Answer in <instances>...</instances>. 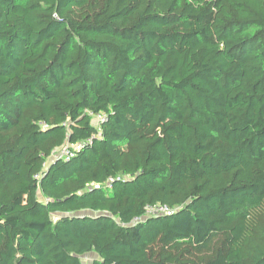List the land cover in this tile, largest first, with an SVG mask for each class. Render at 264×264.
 I'll return each instance as SVG.
<instances>
[{
    "label": "trees",
    "instance_id": "trees-1",
    "mask_svg": "<svg viewBox=\"0 0 264 264\" xmlns=\"http://www.w3.org/2000/svg\"><path fill=\"white\" fill-rule=\"evenodd\" d=\"M0 264H264V0H0Z\"/></svg>",
    "mask_w": 264,
    "mask_h": 264
},
{
    "label": "built area",
    "instance_id": "built-area-1",
    "mask_svg": "<svg viewBox=\"0 0 264 264\" xmlns=\"http://www.w3.org/2000/svg\"><path fill=\"white\" fill-rule=\"evenodd\" d=\"M105 119V116L103 114H98L95 116L94 120L96 121V123L99 124V121H104ZM80 145H76L75 148H79ZM57 155L59 156H63V155H66L67 152L66 151H57L56 152ZM172 212V209H170L169 207L167 206H164V205H158V206H155V207H152L148 210V213L149 214H156V213H167V214H170Z\"/></svg>",
    "mask_w": 264,
    "mask_h": 264
},
{
    "label": "rangeland",
    "instance_id": "rangeland-1",
    "mask_svg": "<svg viewBox=\"0 0 264 264\" xmlns=\"http://www.w3.org/2000/svg\"><path fill=\"white\" fill-rule=\"evenodd\" d=\"M93 259V255H88L84 257V260L90 261Z\"/></svg>",
    "mask_w": 264,
    "mask_h": 264
}]
</instances>
